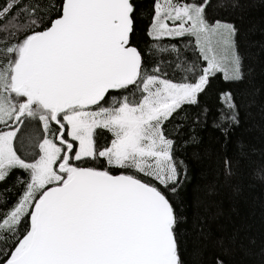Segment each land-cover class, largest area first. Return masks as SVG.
I'll use <instances>...</instances> for the list:
<instances>
[{
	"label": "snow or ice",
	"instance_id": "1",
	"mask_svg": "<svg viewBox=\"0 0 264 264\" xmlns=\"http://www.w3.org/2000/svg\"><path fill=\"white\" fill-rule=\"evenodd\" d=\"M242 2L0 0V264H185L186 238H207L186 156L209 128L226 151L252 102L221 16Z\"/></svg>",
	"mask_w": 264,
	"mask_h": 264
},
{
	"label": "trees",
	"instance_id": "2",
	"mask_svg": "<svg viewBox=\"0 0 264 264\" xmlns=\"http://www.w3.org/2000/svg\"><path fill=\"white\" fill-rule=\"evenodd\" d=\"M151 2L143 0L145 7ZM221 16L236 24L239 52L251 70L244 83L232 87L252 102L242 107L240 127L226 151L223 137L211 128L202 133L199 159L193 158L189 149L186 159L191 166V180L183 195L189 215L195 212L204 218L207 238L197 239L195 234L187 237L183 259L185 264H205L222 251L223 241L224 247L230 249L224 256L226 264H264V181L255 175V170L264 165V0H243L239 9ZM144 27L143 21L138 23V35H142ZM224 87L228 85L218 75L214 90ZM237 140L256 150L238 164ZM225 155L232 158L236 172L230 178L223 171ZM193 203L196 207H192ZM201 251L203 256L198 254Z\"/></svg>",
	"mask_w": 264,
	"mask_h": 264
}]
</instances>
